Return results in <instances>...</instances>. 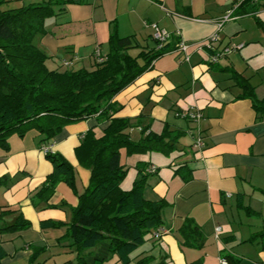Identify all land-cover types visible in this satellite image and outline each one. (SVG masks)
<instances>
[{
	"label": "crops",
	"instance_id": "obj_1",
	"mask_svg": "<svg viewBox=\"0 0 264 264\" xmlns=\"http://www.w3.org/2000/svg\"><path fill=\"white\" fill-rule=\"evenodd\" d=\"M63 1L34 38L52 69H93L94 52L97 48L108 52L114 27L121 37L135 41L133 55L161 47L153 36L154 23L171 34L163 44L170 51L114 98L120 105L114 116L140 119L129 129L132 139L142 137L143 127L161 133L167 126L184 133L170 156L137 155V163L156 168L148 174L144 196L165 201L162 227L167 232L155 238L149 234L131 254V264L149 255L151 264H224L222 259L228 264H233L231 259L238 264H264L261 243L250 240L262 229L264 219V115H258L252 101L242 96L233 75L222 70H237L255 87L257 97H264V30L254 15L235 9L220 31L218 47L243 46L213 64L205 42L236 0ZM263 9L257 12L262 21ZM181 40L189 44L187 54L178 49ZM191 110L202 117L191 119L187 116ZM107 125L108 121L92 116L65 125L45 143L42 135L30 130L24 136L12 135L8 148L0 145V211H10L5 216L8 223L19 215L31 221L28 228L0 233L6 251L1 264H28L32 245L42 243L50 249L63 247L59 253L64 252L66 261L73 259L70 248L59 244L66 228H43L41 223L70 222L78 194L62 181L49 199L39 196L54 169L41 145L51 144L53 152L74 166L76 188L82 193L91 169L79 161L77 148L87 131L93 129L98 137ZM197 129L205 142L200 151L193 147ZM187 219L200 228L199 237L182 230Z\"/></svg>",
	"mask_w": 264,
	"mask_h": 264
},
{
	"label": "trees",
	"instance_id": "obj_2",
	"mask_svg": "<svg viewBox=\"0 0 264 264\" xmlns=\"http://www.w3.org/2000/svg\"><path fill=\"white\" fill-rule=\"evenodd\" d=\"M11 1L0 0V145L8 148L12 135L24 136L30 130L42 135L41 143H45L60 133L65 125L92 116L108 121L98 137L93 129L87 131L77 148L79 161L91 169L89 185L82 193L76 188L74 166L60 153H45L54 169L39 196L49 199L57 185L64 181L78 194L79 203L71 208L70 222L46 220L41 224L43 228H66L59 244L74 253V260H67L70 264H131V254L146 242L149 234L155 238L156 231L162 227L165 201L145 198V185L151 171L143 162L137 165L138 175L132 189H121L126 174L121 149L126 148L128 153L159 152L170 156L184 133L172 131L167 126L161 133L143 127L142 137L134 140L129 129L139 125L140 119L134 121L114 116L120 108L114 98L170 50L162 45L157 50H141L133 55L130 49L135 47V41L131 37H121L114 27L108 52L103 54L100 50L103 60L99 61L94 52L93 69H52L46 63V53L35 44L34 38L44 31L45 21L55 16L56 7L65 1L44 0L10 7ZM5 5L9 7L4 8ZM256 11L257 5H244L239 9L241 14L253 12L251 14L264 30V21ZM222 70L233 75L243 89L242 96L252 101L258 115H264V97H257L249 80L233 68L223 67ZM1 182L3 178H0ZM247 210L254 215V210ZM9 212L8 209L0 211V233L31 226V221L23 215L6 222L5 216ZM182 230L200 236V228L190 219L186 220ZM250 240L259 241L264 249V219L262 229ZM32 248L34 253L29 264L46 246L32 245ZM5 256L6 251L0 244V264ZM230 261L238 264L233 259ZM151 263L150 255L135 262Z\"/></svg>",
	"mask_w": 264,
	"mask_h": 264
},
{
	"label": "built area",
	"instance_id": "obj_3",
	"mask_svg": "<svg viewBox=\"0 0 264 264\" xmlns=\"http://www.w3.org/2000/svg\"><path fill=\"white\" fill-rule=\"evenodd\" d=\"M252 6V5H257L258 9H261L264 6V0H236L235 1V5L232 9H230L229 11H227V13L218 21V28L217 31H215L212 35H210L205 44L206 46L212 50V54L210 56V61L211 63H217L221 58L225 57L228 53H230L231 51H233L234 49H239L241 48L243 45H226L224 48L220 49L218 47V43L220 40V31L222 30L224 23L228 20H230L231 18H233V13L235 11V9L240 8L241 6ZM257 12V11H256ZM253 12H250L248 14H251ZM153 36L154 39H156L158 41V43H160V45L162 46L164 43H166L168 41V39L170 38L171 34L169 31H167L166 29L161 28L160 26H158L156 23L153 24ZM189 48V44H187L184 40H181L178 44V49L181 51L186 52L188 51ZM95 56L96 58L99 59V61L103 60V57L101 55V51L99 48H97L95 50ZM187 59H189V56L186 55ZM68 64V62H66ZM187 116L190 117L191 119L194 120H199L202 117V114L199 111H188L187 112ZM194 143H193V147L196 148L197 150H202L205 146V142H204V138L202 135V132L200 129H197L194 132ZM42 150L47 153V152H52V145L48 144V145H44ZM150 171L151 172H155L156 168L155 167H150ZM220 230V227L217 228V231ZM167 230L164 229L163 227H160L157 231H156V236H161L164 233H166ZM222 262L224 264H228V260L227 259H222Z\"/></svg>",
	"mask_w": 264,
	"mask_h": 264
},
{
	"label": "rangeland",
	"instance_id": "obj_4",
	"mask_svg": "<svg viewBox=\"0 0 264 264\" xmlns=\"http://www.w3.org/2000/svg\"><path fill=\"white\" fill-rule=\"evenodd\" d=\"M44 0H12L9 3L10 7H17V6H22V5H28L30 3H35V2H42ZM9 6H4V8H8ZM264 8V6H263ZM264 10V9H263ZM264 18V15H262ZM71 69H73L71 67ZM33 131V130H32ZM32 131H28L27 133H30ZM149 155L151 154L150 152H134V153H128L126 148L121 149V160L122 164L126 168V174L121 182V189L126 191V190H131L133 186V182L135 178L138 175V168H137V155ZM153 155V154H152ZM147 184V183H146ZM146 186V185H145ZM145 198L147 199V196L145 195ZM37 246H46L45 244H34ZM63 247H53V249L47 248H41L43 250H40L38 252L36 258L34 259L32 264H70L69 262L66 261V255L64 252L59 253L62 250ZM34 249V248H32ZM34 252H32L33 254ZM65 256V257H64ZM74 260V257H73ZM27 263H30V258L28 259ZM116 264H121V263H116Z\"/></svg>",
	"mask_w": 264,
	"mask_h": 264
}]
</instances>
